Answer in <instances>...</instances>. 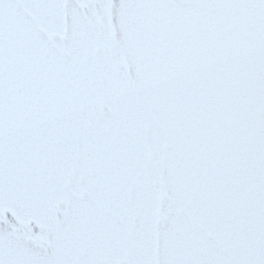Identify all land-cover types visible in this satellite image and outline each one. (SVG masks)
<instances>
[{
	"label": "snow or ice",
	"instance_id": "obj_1",
	"mask_svg": "<svg viewBox=\"0 0 264 264\" xmlns=\"http://www.w3.org/2000/svg\"><path fill=\"white\" fill-rule=\"evenodd\" d=\"M0 264H264V0H0Z\"/></svg>",
	"mask_w": 264,
	"mask_h": 264
}]
</instances>
